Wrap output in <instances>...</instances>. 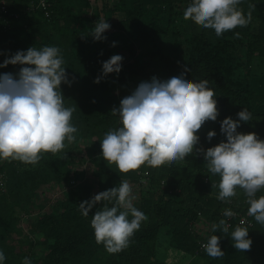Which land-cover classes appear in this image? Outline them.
I'll return each mask as SVG.
<instances>
[{
  "label": "trees",
  "instance_id": "16d2710c",
  "mask_svg": "<svg viewBox=\"0 0 264 264\" xmlns=\"http://www.w3.org/2000/svg\"><path fill=\"white\" fill-rule=\"evenodd\" d=\"M41 1L0 0V64L30 47H58L71 81L60 87L65 106L75 107L76 140L65 141L57 154L41 153L36 165L0 159V251L5 255L0 264H23L25 257L31 264H264V225L254 217L252 225L233 219L227 233L212 230L226 221L225 209L246 215L250 205L240 188L230 202L217 199L221 177L208 171L202 153L194 149L183 161L121 173L101 149L104 135L122 126L111 110L124 97L154 76L163 81L181 74L193 82L208 80L217 100L219 115L199 130L196 148L226 141L221 122L238 120L243 109L252 120L241 121L237 131L264 140V0H241L237 7L245 16L251 11V21L219 37L214 29L184 19L192 0H45V6ZM101 19L111 27L102 34L106 39L94 40L91 32ZM112 55L123 57L121 71L105 76L102 65ZM24 66L8 64L0 74L15 77ZM209 131L216 133L211 140ZM124 180L147 220L126 249L110 254L96 243L91 220L115 201L97 203L87 216L80 203ZM47 185L64 189V198L45 210ZM261 195L264 188L256 198ZM237 226L248 228L249 251L233 246ZM212 235L220 237L224 256L213 258L202 247Z\"/></svg>",
  "mask_w": 264,
  "mask_h": 264
},
{
  "label": "clouds",
  "instance_id": "9594fccd",
  "mask_svg": "<svg viewBox=\"0 0 264 264\" xmlns=\"http://www.w3.org/2000/svg\"><path fill=\"white\" fill-rule=\"evenodd\" d=\"M240 2L192 0L183 17L203 28L214 29L219 37L238 26H247L251 21V11L245 16L237 7ZM110 27L101 19L91 35L94 40L106 39L102 34ZM235 35L239 37L240 34ZM122 59L121 55H112L104 61L103 75L119 73ZM17 63L26 65L17 76L0 74V159L36 165L42 158L41 153L57 154L65 149V141L73 143L76 140L77 128L71 123L75 107L65 106L60 87L62 83L70 85L71 81L61 50L55 46L17 51L0 67ZM183 77L181 74L162 81L154 76L124 97L119 108L111 110L113 115L119 114L122 126L104 135L102 157L108 164H116L121 173H128L143 165L160 167L183 161L194 154L195 149V154H203L208 171L221 177L217 199L230 202L237 195L236 189H242L250 205L248 216L264 225V195L256 198V193L264 188V140L255 132L237 131L241 121L252 120L251 113L243 109L237 114L238 120L226 117L221 122L226 141L206 150L196 148L200 140L197 133L205 122L217 119L219 110L208 80L193 82ZM94 82L99 83L100 77ZM215 135V131H209L207 138L211 140ZM136 199L132 186L124 180L119 187L102 191L90 201L80 203L82 214L87 216L97 203L115 201L113 206L105 204L102 210L95 211L91 220L96 243H102L110 254L126 249L130 238L147 220V216L134 206ZM223 215L231 218L235 213L225 209ZM217 228L228 232L224 219L212 225L214 232ZM231 239L237 250L251 249L248 228L237 226ZM202 247L213 258L225 254L217 235H212ZM4 260L5 255L0 251V262ZM23 264H31V261L25 257Z\"/></svg>",
  "mask_w": 264,
  "mask_h": 264
},
{
  "label": "rangeland",
  "instance_id": "374dc122",
  "mask_svg": "<svg viewBox=\"0 0 264 264\" xmlns=\"http://www.w3.org/2000/svg\"><path fill=\"white\" fill-rule=\"evenodd\" d=\"M92 176V167L91 165H89L88 169H87V175L86 177H88L89 179L91 178ZM43 190H46V196H44V198L42 199L43 204H46L45 205V210H48L50 209L52 206H55L57 201H59L60 199H63V191L64 189L60 190H56V187L55 188H52L51 186H44L43 187ZM98 194V193H97ZM41 201V202H42ZM33 209V208H32ZM37 210V208L35 209Z\"/></svg>",
  "mask_w": 264,
  "mask_h": 264
},
{
  "label": "built area",
  "instance_id": "2783aa9c",
  "mask_svg": "<svg viewBox=\"0 0 264 264\" xmlns=\"http://www.w3.org/2000/svg\"><path fill=\"white\" fill-rule=\"evenodd\" d=\"M41 3H42L43 6L46 5L45 0H42ZM231 210L235 213V216H233L231 218L226 217V221H227V225L228 226L231 225L233 219H235V218H239L240 219V223H241V221H243L244 222L243 224H248V225H252L253 224V222L250 220V216H248V214H246V215L239 214L234 209H231Z\"/></svg>",
  "mask_w": 264,
  "mask_h": 264
}]
</instances>
